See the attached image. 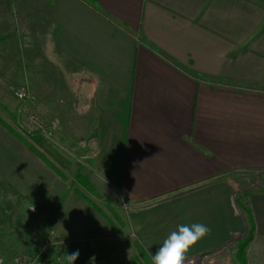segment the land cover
Returning <instances> with one entry per match:
<instances>
[{
    "label": "crops",
    "instance_id": "crops-1",
    "mask_svg": "<svg viewBox=\"0 0 264 264\" xmlns=\"http://www.w3.org/2000/svg\"><path fill=\"white\" fill-rule=\"evenodd\" d=\"M46 1L56 49L84 72L75 95L91 106L74 127L95 134L93 173L129 204L133 243L151 258L178 225L201 223L210 232L193 258L243 236L239 175L264 177V87L256 86L264 58L254 47L262 27L237 24L247 9L233 0ZM14 6L0 0V35L14 30ZM257 182L246 197L255 224L247 264H264Z\"/></svg>",
    "mask_w": 264,
    "mask_h": 264
},
{
    "label": "rangeland",
    "instance_id": "rangeland-1",
    "mask_svg": "<svg viewBox=\"0 0 264 264\" xmlns=\"http://www.w3.org/2000/svg\"><path fill=\"white\" fill-rule=\"evenodd\" d=\"M233 2L238 10L247 9L243 11L247 12L245 17L238 14L237 24L253 28L255 33L262 27L256 34L262 44L256 46L253 42L255 52L264 58V0ZM228 3L229 0H219L222 6ZM250 6L251 15L248 13ZM50 8L46 0H15L14 30L9 39L0 44V114L10 120L9 113L23 105L15 92L26 87L33 100L26 104L30 113L21 118V124L26 130L36 127L29 120L31 115L46 126L58 120L60 130L45 137L62 151L70 150L72 155V144L85 136L80 135L85 130H76L74 125L77 121L83 125L90 104L88 97H82L81 93L75 95L80 84L77 72L80 68L56 49ZM251 33L243 35L249 38ZM250 49L239 48L238 52ZM258 76L260 81L256 86L264 87V71ZM85 104L87 108L80 106ZM92 119L93 115L88 112V126ZM89 148L94 150V138L88 140ZM68 176V180L56 177L44 162L30 155L19 141L0 127V252L9 254L31 249L33 237L55 230L64 239L74 241L73 247L65 251L48 249V256L58 262H62L65 253L79 250L75 264H93L92 257H95L94 264H132V260H136V264H147L141 257H134L137 254L135 245L125 225L129 204L114 184L105 176L93 173L91 179L99 193L92 195L78 184L72 185L70 174ZM239 177L242 192L255 187H249L250 183L258 181L264 185L261 176L240 174ZM76 189L95 201L108 217L86 203ZM62 197L61 204L52 211ZM30 207H34L35 212ZM115 214H120L126 222L116 219ZM236 240L223 249L190 258V264L216 261L238 264L235 260Z\"/></svg>",
    "mask_w": 264,
    "mask_h": 264
},
{
    "label": "trees",
    "instance_id": "trees-1",
    "mask_svg": "<svg viewBox=\"0 0 264 264\" xmlns=\"http://www.w3.org/2000/svg\"><path fill=\"white\" fill-rule=\"evenodd\" d=\"M12 1L15 4V0ZM84 1L97 7L95 0ZM8 37H10L9 34L0 35V42L4 41ZM78 68L80 69H78L77 72L83 75V68L81 66H79ZM23 88L26 90L28 97L19 99L21 100V103L23 102V105L21 107L20 105H18L14 112L9 113L10 120H7L0 114V127L6 133L19 141L30 155L44 162L46 166H48L52 170L56 177H59L62 180H68V174H70L72 185L75 184L77 186L78 184L92 195H96L97 193H99L96 185L91 179V175L93 174L95 167L94 158H92L90 154H88V157H85V155L87 154V148H83L79 145L80 141H86L90 138L95 139V134L91 132L88 135L87 133V135L81 138L82 140L72 144L71 148L74 149L73 154L71 155L70 150L69 152L67 150L65 152L62 151L61 148L57 147L55 144L50 142L47 137H45L48 136V133H50L51 135L53 133H56L57 130H60V122L56 127H53V123H50L46 126L42 122V127L35 125L36 127L29 128V130L27 128L26 130V127L21 124V118L26 117V115L30 113V110L26 104H29L33 100V98L31 97L28 89H26V87ZM76 192L86 201V203L91 204L93 208H95L101 215L106 218L108 217L104 210L95 201L88 198L86 195H84V193H82V191L78 189H76ZM249 193V190L243 191L236 196L238 206L244 213L247 222V227L244 235L238 237L236 240L235 260L238 264H247V249L254 237L255 231L252 211L248 201L246 200V197ZM62 199L63 197L56 203V206L53 207L52 211H55V209L61 204ZM115 218L119 221L121 219L122 222H126L125 219L123 220V218H121L120 214H115ZM112 225L116 228V225L114 223H112ZM125 225L128 226V223L126 222ZM134 245L135 251L137 253L136 256H134L135 259L141 257L147 264H151V258L147 255L142 246L136 242L134 243ZM41 261L43 264H62V262H58L50 256H43L41 258ZM136 263V260H132V264Z\"/></svg>",
    "mask_w": 264,
    "mask_h": 264
},
{
    "label": "clouds",
    "instance_id": "clouds-1",
    "mask_svg": "<svg viewBox=\"0 0 264 264\" xmlns=\"http://www.w3.org/2000/svg\"><path fill=\"white\" fill-rule=\"evenodd\" d=\"M210 229L201 223L180 224L172 231L151 255V264H190V250L208 233ZM79 250L65 253L62 256V264H75L79 257ZM94 264L95 257L91 258Z\"/></svg>",
    "mask_w": 264,
    "mask_h": 264
},
{
    "label": "built area",
    "instance_id": "built-area-1",
    "mask_svg": "<svg viewBox=\"0 0 264 264\" xmlns=\"http://www.w3.org/2000/svg\"><path fill=\"white\" fill-rule=\"evenodd\" d=\"M18 99H24L28 97L26 90L21 88L15 92ZM82 108H86V105L82 106ZM36 117V116H35ZM34 116L31 115L29 120L31 123L42 127V121L38 120L37 117L34 120ZM34 120V121H32ZM59 124V121L56 120L53 122V127H56ZM50 136V133L47 134ZM79 145L83 148H87V154L85 157H88V140L80 141ZM91 148H89V154L91 152ZM95 150V148H94ZM91 153V157L93 156V152ZM32 212H35L34 207H30ZM32 247L28 250L23 251H14L12 253L6 254L0 252V264H43L41 258L43 256H48V249L57 250V251H65L74 245L73 240H67L61 237L55 230H50L44 236H35L31 239Z\"/></svg>",
    "mask_w": 264,
    "mask_h": 264
}]
</instances>
